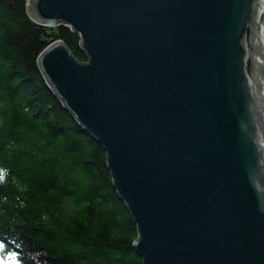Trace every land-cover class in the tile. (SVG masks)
Wrapping results in <instances>:
<instances>
[{"label": "water", "instance_id": "95a60500", "mask_svg": "<svg viewBox=\"0 0 264 264\" xmlns=\"http://www.w3.org/2000/svg\"><path fill=\"white\" fill-rule=\"evenodd\" d=\"M37 57L101 145L142 264H264V0H29Z\"/></svg>", "mask_w": 264, "mask_h": 264}, {"label": "trees", "instance_id": "16d2710c", "mask_svg": "<svg viewBox=\"0 0 264 264\" xmlns=\"http://www.w3.org/2000/svg\"><path fill=\"white\" fill-rule=\"evenodd\" d=\"M28 4L0 0V264H142L104 150L36 62L57 40L86 62L81 37L36 22Z\"/></svg>", "mask_w": 264, "mask_h": 264}, {"label": "clouds", "instance_id": "9594fccd", "mask_svg": "<svg viewBox=\"0 0 264 264\" xmlns=\"http://www.w3.org/2000/svg\"><path fill=\"white\" fill-rule=\"evenodd\" d=\"M5 171H6V170L0 169V182H3V180H4V177H5Z\"/></svg>", "mask_w": 264, "mask_h": 264}, {"label": "snow or ice", "instance_id": "6c2138e0", "mask_svg": "<svg viewBox=\"0 0 264 264\" xmlns=\"http://www.w3.org/2000/svg\"><path fill=\"white\" fill-rule=\"evenodd\" d=\"M0 247H2V246H0ZM10 260L12 261V264H15L14 257L10 258Z\"/></svg>", "mask_w": 264, "mask_h": 264}]
</instances>
